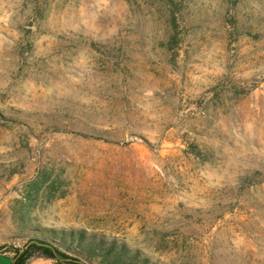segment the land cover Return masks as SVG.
I'll return each mask as SVG.
<instances>
[{
	"label": "rangeland",
	"instance_id": "rangeland-1",
	"mask_svg": "<svg viewBox=\"0 0 264 264\" xmlns=\"http://www.w3.org/2000/svg\"><path fill=\"white\" fill-rule=\"evenodd\" d=\"M62 229L264 264V0H0V264Z\"/></svg>",
	"mask_w": 264,
	"mask_h": 264
},
{
	"label": "trees",
	"instance_id": "trees-1",
	"mask_svg": "<svg viewBox=\"0 0 264 264\" xmlns=\"http://www.w3.org/2000/svg\"><path fill=\"white\" fill-rule=\"evenodd\" d=\"M66 264H157L139 248L124 241L83 229L53 230L16 249L11 264H26L31 257Z\"/></svg>",
	"mask_w": 264,
	"mask_h": 264
},
{
	"label": "crops",
	"instance_id": "crops-1",
	"mask_svg": "<svg viewBox=\"0 0 264 264\" xmlns=\"http://www.w3.org/2000/svg\"><path fill=\"white\" fill-rule=\"evenodd\" d=\"M28 264H66L62 261H58L56 259H41L37 258L36 260H33L32 262Z\"/></svg>",
	"mask_w": 264,
	"mask_h": 264
}]
</instances>
